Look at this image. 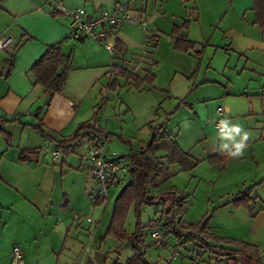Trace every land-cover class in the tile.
Returning a JSON list of instances; mask_svg holds the SVG:
<instances>
[{
	"label": "rangeland",
	"instance_id": "1",
	"mask_svg": "<svg viewBox=\"0 0 264 264\" xmlns=\"http://www.w3.org/2000/svg\"><path fill=\"white\" fill-rule=\"evenodd\" d=\"M231 1L128 0L123 3L129 5L130 19L118 26L109 43L113 46L114 38L120 37L126 44L125 65L138 74L150 70L156 75L154 86L148 89L150 85L145 83L138 89L128 87L116 74L118 68L112 65L111 54L93 39L104 50L102 63L85 69L83 74L90 82L76 88L75 97L69 96L76 116L70 115L65 133H73L79 122L89 120L105 131L98 132L95 138L103 143L105 156L124 160L148 143L152 130L147 123L154 120L155 126L163 124L158 134H171L183 151L201 159L222 152V141L214 123L227 119L249 133L243 155L231 157L222 152L221 163L209 164L202 160L189 171H178L177 164H170L171 176L150 191L155 195L172 187L174 195L156 197L152 203L143 204L139 216L130 207L125 222L130 241L121 243L107 236L100 242L109 224L114 200L128 182L127 175L122 174L119 183L108 187L105 200L94 204L91 199L97 196L98 188L91 169L85 168L88 163L81 157L86 144L85 129L79 131L76 139L61 145L25 125L27 120L4 126L0 119V157L3 155L0 174L9 181L0 179V264H5L2 253L7 250L9 236L27 234L32 239L43 231L52 238L53 231L69 220L78 226L70 236L104 255L105 260L95 264H112L114 259L124 263L133 253L132 242L138 244L145 259L153 264H242L243 256L239 253L233 259L219 253V246H224L222 241L218 246L212 238H205L204 242L185 232L180 235L167 232L164 223L169 219L173 221L170 225L180 230L179 224L196 223L205 218L206 231L216 238L243 239L264 250V213L254 216L264 205V45L248 49L242 55L226 49L228 40L223 37V29L234 21ZM193 4L199 7L198 11L192 9ZM198 12V23L205 38L196 45L197 51L203 50L202 58L197 60L192 57L195 52L190 55L174 51L167 33L186 13V17L190 13L195 18ZM87 50L83 53L77 48L72 62L90 61ZM82 53L84 57L80 58ZM116 76L119 85L110 86V79ZM52 96L45 94L41 103L44 108ZM1 131L10 134V144ZM24 145L40 149L38 163H14L17 147ZM46 147L59 150V155L53 157L51 151L44 150ZM155 153L167 162L164 150ZM63 160L66 164L62 165ZM48 167L53 176L50 205L46 212H38L30 202L17 197L16 187L30 198ZM240 193H247L242 199L247 201L238 205L233 199ZM180 203H183L182 212L175 214L172 207ZM153 224L160 227V243L151 237ZM134 232L140 238L139 243L132 240ZM15 245L20 247L23 256L21 246ZM11 256L12 249L9 262Z\"/></svg>",
	"mask_w": 264,
	"mask_h": 264
},
{
	"label": "crops",
	"instance_id": "2",
	"mask_svg": "<svg viewBox=\"0 0 264 264\" xmlns=\"http://www.w3.org/2000/svg\"><path fill=\"white\" fill-rule=\"evenodd\" d=\"M57 2H60L64 7L67 8H85L88 15L94 16L101 11H113L119 5H123V3L128 2V0H0V38L5 36H10L12 38V43L10 46L0 51V119L5 123L3 124L4 126L9 122L16 123L21 122V120H27L24 123L25 125L32 126L33 128L37 129V131L40 132L44 137L47 136L49 138H54L56 141L59 140L57 136H61V138L73 136L79 129L78 127L80 124L88 122L93 127H83V129L86 131L83 135V137L86 138V147L87 145H90L94 142L99 133L104 134L105 131L98 126H95V124H91L89 120H85L78 123L73 133H65V127L67 126L66 122L70 115L71 117L76 116V110L74 106L71 105V97L69 96L75 97V93L77 92H74V90L81 84L90 82V79L85 77L83 71H85V69H89L90 67L101 66V54L104 53V50L101 46H98L92 38H72L73 36L71 35L70 21L68 17L61 13L53 14L54 6L57 4ZM193 5L194 6L192 9L199 10V7L197 8L196 4ZM230 7L233 9L234 21L229 24L227 29H223V37L224 39L228 40L226 43V49L233 52H238L240 55H242L245 54L248 49L255 50L264 45V26L260 25L259 23L258 14L254 6V0H232ZM189 15L190 13L188 14V17H186V13L185 18L183 19L189 20L187 29H183L180 32L184 34L187 39L195 43L194 49H189L188 52L177 51L174 49V38L171 37L170 32L174 26L180 25L183 20L177 24H173L170 32L167 33V36L169 37L171 47L174 51L184 54L195 52L196 55H193L192 57L198 60L202 58L203 50L197 51L196 45L199 42H203L202 40H204L205 36L203 34L202 27L198 23L199 12L195 18H191ZM225 17L226 15L223 18ZM220 18L219 20H221ZM232 24H235L236 27H234ZM117 29L118 28L113 31L114 34L116 33ZM117 38L120 39L123 43L122 45H124L121 58L122 61L117 60L116 57L114 59L111 57L113 60L112 62L116 65L118 71L120 70L118 64L124 66L125 71L117 75L124 79L125 84L128 85V87H131L132 77H128L127 75L136 74L142 77L147 72H152L146 69L144 73L138 74L133 69H130L128 66H126V44L120 37H115L114 40ZM58 42L62 44L63 53L70 57L72 68L68 73V78L62 92L55 93L51 97L50 101L45 103L46 108H44L41 103L45 100L44 98L46 92L44 91L42 85L33 83L30 68L51 45ZM71 43L73 44L70 45ZM77 48H79L80 51H83V53H85L86 49L88 48L87 51L90 61H87L85 55L86 60L77 61V64L73 63V54L76 52ZM83 53L81 54L80 58L84 57ZM99 54L100 58H98ZM10 56L12 57L11 63L8 59ZM95 56L96 58H94ZM115 59L117 62H114ZM77 60L79 59L77 58ZM152 74L154 79L152 84L148 86V89L154 86L153 84L156 80V75L154 73ZM118 76L110 79V86L115 84L119 85L117 79ZM143 85H145V83H143L139 88H141ZM39 126L44 128V133L38 129ZM80 130H82V128L79 129V131ZM1 132L5 141L10 144V134L7 133V131ZM50 135L54 137H50ZM88 136L93 137V139H89ZM29 148L38 147H33L30 145L17 147L16 155L17 153L18 155L13 158L14 163H38L40 160V153L36 158L31 160L20 159L22 150ZM6 149L7 147L1 148L2 151ZM83 153L84 152H82L81 157L83 156ZM211 155H216L218 157V161L208 162L206 158ZM211 155L209 154L205 157H202L201 159H196H198L199 162L205 160L209 164L222 162V152H217ZM2 156L0 157V163L3 159ZM199 162L197 163L196 167L198 166ZM61 164H66V162L63 160ZM85 168H90V165L85 164ZM178 171H180L179 168ZM0 179L4 181L6 180L7 183L9 182L7 179H4L1 174ZM52 184V169L51 167H48L47 172L44 171L41 180L37 183L36 188L31 194L30 198L19 187H16L17 193L15 194L20 199L30 202V204L33 205L38 212H46L50 205ZM1 202L2 201H0V208H2ZM91 202L94 203L93 198L91 199ZM66 205L67 199L65 196L64 206ZM261 213H264V205L255 211L254 216L256 217ZM76 227L78 229V226H74L73 220H69L67 221L66 225L61 226L57 230L53 231L52 238L47 236L46 233H43V231H39V235L34 236L32 239L27 234H14L9 236L7 250L2 253L3 257L5 258V264H9L10 251L13 248L12 246L15 244H19L23 250V264H89L87 261L88 257L92 258L93 254L98 253V251L92 248L91 245L84 246V244L79 242L75 237L70 236V232L74 231L73 228ZM4 229L5 228H3V230ZM107 236L108 235L104 234L102 237H100V242L104 237ZM91 238L93 239V237H90V239ZM242 241L244 240L242 239ZM255 245L258 246L257 244ZM258 248L261 250L262 255H264V250H262L259 246ZM220 254L227 255L226 253ZM97 258L101 260V262L105 260V258L102 259L100 255H98ZM233 258L234 257L231 259ZM244 262L245 257L243 256L242 264ZM95 263L97 262L93 261L92 264Z\"/></svg>",
	"mask_w": 264,
	"mask_h": 264
},
{
	"label": "trees",
	"instance_id": "3",
	"mask_svg": "<svg viewBox=\"0 0 264 264\" xmlns=\"http://www.w3.org/2000/svg\"><path fill=\"white\" fill-rule=\"evenodd\" d=\"M124 5L126 6L128 11L129 5ZM254 6L258 14L259 23L260 25L264 26V0H254ZM58 13L60 12H57L54 6L53 14ZM188 23L189 20L185 19L180 25L174 26L170 32L171 37L174 38V49L177 51L188 52L189 49L195 48V43L187 39V37L180 32L183 29H187ZM118 26H113L108 30L107 33L109 37L113 34V31L118 28ZM122 44L123 43L120 39L117 38L114 40L112 46L113 53L111 54V57L113 59L115 58V54L117 52L119 53V57L117 56L116 58L122 61L121 58L124 49V45ZM8 59L11 63L12 57L10 56V58ZM112 65L116 67L115 64ZM118 65L120 67V70L116 74L125 71L123 65ZM71 68L72 66L70 57L63 53L62 44L58 42L51 45L46 50V52L32 65V67L30 68V73L32 75L33 83L42 85L47 95L52 96L55 93L62 92ZM127 76L132 77L131 86L136 89H138L143 83L151 85L154 79L153 74L149 72H147L142 77L136 74H130ZM147 125L152 130L151 138L145 145L144 151L136 150L126 159V175L128 177V182L118 193L114 200L112 215L105 231V235L115 237L122 243L130 241V235L125 229L126 217L130 207L133 206L135 213L137 214V216H139L140 208L143 204L152 203L156 197L162 198V196L174 195L175 190L172 187H166L155 195L150 191L152 187L166 181L169 176H171L169 165L176 163L179 166L180 171H189L196 167L197 163L199 162V160L194 158L188 151H183L179 147L177 142L173 139L171 134H158V131L160 128H162L163 124L155 126L154 121H149ZM83 127L92 128L93 126H91L88 122H84L80 124L78 128L81 129ZM38 129L42 133L45 132L44 128L41 126H39ZM79 129L73 136L61 138L57 140V142L61 145H64L65 142L71 139H76L78 137ZM50 137L54 136L50 135ZM88 137L89 139H93V137ZM160 149L164 150V157L166 158L167 162L162 160L163 156L156 155L155 152ZM39 153V148L24 149L20 154V159L31 160L36 158ZM206 160L208 162H217L218 157L216 155H211L208 156ZM246 195L247 193H240L237 195V197H235V199H233V201L238 205L240 203H244L247 200L245 199L243 201L242 199ZM103 200L105 199H102L98 196L93 198L94 203L97 204L102 202ZM236 200H239V203H237ZM182 204L180 203L177 204V207H172V210L175 214H181L183 209ZM170 222L173 221L169 219L164 223V227L168 229L167 232L174 231L179 235L185 232L189 235V237L199 238L204 242L206 241L205 238H212L217 242L218 246L222 241L223 243L221 244H223L224 246H219L221 249L220 253H226L229 258H232L234 257V254L239 253L245 257V262L243 264H264V255H262V252L258 248V246L239 239L216 238L212 233H208L206 231L207 225L205 218L202 221H198L196 223L191 222L186 225L179 224L180 230L175 229V227L171 226ZM137 228L140 229L138 222ZM133 239H135L134 241H136L137 243L140 242V238H138V235L136 236V232L133 233L132 240ZM131 247L133 248V253L131 256L127 257L124 263H120L118 259H114L112 264H153L145 259L144 252L140 251L138 244L132 242Z\"/></svg>",
	"mask_w": 264,
	"mask_h": 264
},
{
	"label": "built area",
	"instance_id": "4",
	"mask_svg": "<svg viewBox=\"0 0 264 264\" xmlns=\"http://www.w3.org/2000/svg\"><path fill=\"white\" fill-rule=\"evenodd\" d=\"M55 10L68 17L70 21L71 35L75 38L90 37L103 44L104 47L113 53V47L108 40V30L113 26H118L130 19V15L126 6L119 5L113 11H101L94 16H89L84 8H67L60 2H57ZM12 43L10 36L0 38V51L6 49ZM217 113L221 110L217 109ZM220 119L215 121V127L219 129ZM103 143L99 140L85 147L83 160L89 165L97 185V196L106 199L108 187L112 184L119 183L122 174L127 171L126 159L122 160L119 157H107L103 152ZM46 152L51 151V155L56 157L59 155V150H50L48 147L44 149ZM145 146L142 145L137 151H144ZM151 237L160 243L162 234L160 227L153 224L151 227ZM9 264H23V256L19 246L14 245L12 248V256Z\"/></svg>",
	"mask_w": 264,
	"mask_h": 264
},
{
	"label": "clouds",
	"instance_id": "5",
	"mask_svg": "<svg viewBox=\"0 0 264 264\" xmlns=\"http://www.w3.org/2000/svg\"><path fill=\"white\" fill-rule=\"evenodd\" d=\"M219 129V137L222 141L220 150L231 157L243 155L249 133L239 124H232L227 119L220 121Z\"/></svg>",
	"mask_w": 264,
	"mask_h": 264
},
{
	"label": "water",
	"instance_id": "6",
	"mask_svg": "<svg viewBox=\"0 0 264 264\" xmlns=\"http://www.w3.org/2000/svg\"><path fill=\"white\" fill-rule=\"evenodd\" d=\"M98 255H100L102 257V259L104 258V255L103 254H101V253H94L93 256H92V258L91 257H88V260H89L90 264H92L93 261H95L97 263L101 262V260H99L97 258Z\"/></svg>",
	"mask_w": 264,
	"mask_h": 264
}]
</instances>
